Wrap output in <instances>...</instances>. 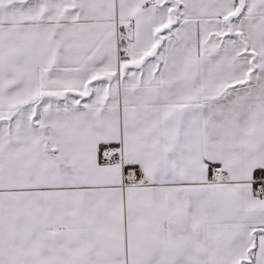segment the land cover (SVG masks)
Wrapping results in <instances>:
<instances>
[{"label":"snow or ice","instance_id":"snow-or-ice-1","mask_svg":"<svg viewBox=\"0 0 264 264\" xmlns=\"http://www.w3.org/2000/svg\"><path fill=\"white\" fill-rule=\"evenodd\" d=\"M0 264H264V0H0Z\"/></svg>","mask_w":264,"mask_h":264}]
</instances>
